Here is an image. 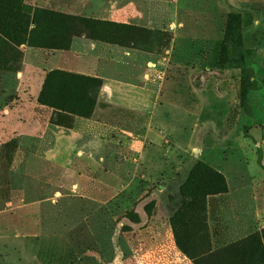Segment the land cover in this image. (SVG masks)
<instances>
[{"label":"rangeland","instance_id":"374dc122","mask_svg":"<svg viewBox=\"0 0 264 264\" xmlns=\"http://www.w3.org/2000/svg\"><path fill=\"white\" fill-rule=\"evenodd\" d=\"M248 16L222 0H0V264H264ZM53 71L100 80L53 83L54 100L87 93L84 115L39 103Z\"/></svg>","mask_w":264,"mask_h":264},{"label":"trees","instance_id":"16d2710c","mask_svg":"<svg viewBox=\"0 0 264 264\" xmlns=\"http://www.w3.org/2000/svg\"><path fill=\"white\" fill-rule=\"evenodd\" d=\"M229 20L238 19L237 16L231 15ZM71 80L76 84H86L89 88L93 87L99 91L101 88V82L97 78L86 77L78 74H70L68 72L61 71H53L48 74L45 84L43 86L42 92L39 96V103L44 106L56 108L59 110H69L77 115H84L85 107L87 103H91V98H88L87 93H82L80 96L82 97L78 102H74L73 104H68L63 102L61 99L54 100L52 98V93H59L58 96H62L63 90L65 87H59L58 85L53 83L62 82V80ZM54 80V81H53ZM60 84V83H59ZM62 88V89H61ZM53 89V90H52Z\"/></svg>","mask_w":264,"mask_h":264},{"label":"crops","instance_id":"0c3cea01","mask_svg":"<svg viewBox=\"0 0 264 264\" xmlns=\"http://www.w3.org/2000/svg\"><path fill=\"white\" fill-rule=\"evenodd\" d=\"M222 5L251 20L244 22V44L249 49H255L264 56V0H222ZM247 26V28H246Z\"/></svg>","mask_w":264,"mask_h":264}]
</instances>
